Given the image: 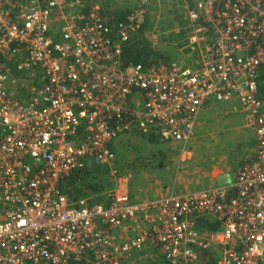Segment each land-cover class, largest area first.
I'll list each match as a JSON object with an SVG mask.
<instances>
[{
  "label": "built area",
  "instance_id": "2783aa9c",
  "mask_svg": "<svg viewBox=\"0 0 264 264\" xmlns=\"http://www.w3.org/2000/svg\"><path fill=\"white\" fill-rule=\"evenodd\" d=\"M176 1L188 62L124 66L152 0L112 24L96 0H0V264H137L149 248L197 264L216 247L218 264H264V0ZM210 101L236 103L255 159L230 185L133 201L112 145L137 131L186 147ZM93 159L108 203L63 190ZM205 215L222 228L196 229Z\"/></svg>",
  "mask_w": 264,
  "mask_h": 264
},
{
  "label": "rangeland",
  "instance_id": "374dc122",
  "mask_svg": "<svg viewBox=\"0 0 264 264\" xmlns=\"http://www.w3.org/2000/svg\"><path fill=\"white\" fill-rule=\"evenodd\" d=\"M139 1L99 0L106 13L130 10ZM151 10L155 24L147 32L148 38L153 41L158 50L167 53L170 58L169 61L178 60L187 63L188 56L182 48L187 34L184 31L185 23L181 22L182 12L185 11L183 4L176 0H152ZM175 35L178 36V39L172 40L171 37L174 38ZM253 131L252 127L247 126L241 113L234 111L232 106L218 103L213 109H208L205 106L199 117L195 134L186 147L178 142H160L158 145H154L138 132L120 136L114 147L117 154L118 169L121 177H133L138 192L136 195L139 196L140 200L148 199L146 196L148 193L153 190L156 192L162 187L170 188L169 190L172 192L185 191L186 183L177 181L181 171L187 170L192 154L202 160L217 159L223 164L228 161V157H232L229 155L234 147L232 143L237 141L240 145L232 158L241 164L243 156L250 149L247 141ZM227 142L230 143L227 144ZM234 163L232 162V165L236 166ZM199 164L193 170L197 173L192 180V185L203 182L201 177H204L201 174L198 176L201 170ZM192 167H195V164H191ZM197 180L199 181L197 182ZM111 188L108 186L104 187L103 190H110Z\"/></svg>",
  "mask_w": 264,
  "mask_h": 264
},
{
  "label": "trees",
  "instance_id": "16d2710c",
  "mask_svg": "<svg viewBox=\"0 0 264 264\" xmlns=\"http://www.w3.org/2000/svg\"><path fill=\"white\" fill-rule=\"evenodd\" d=\"M151 8V6H150ZM131 10V9H130ZM129 9L115 12H104L108 17L109 22L115 23L117 20L125 18ZM104 11V10H103ZM183 17V16H182ZM183 22V19H181ZM155 21L153 16H149L144 28L136 33L132 39L122 48L121 59L124 66L131 64H143L145 66L158 61L170 62L167 53L158 50L151 39L148 38L147 32L153 28ZM178 39V36L171 37ZM259 97L264 101V65L262 66L259 77ZM137 132V131H136ZM144 139L149 143L158 145L161 141L160 137L155 133L142 134ZM231 141V140H230ZM230 142H227V144ZM234 144L231 155L235 154L237 147L240 145L237 141ZM115 147V143L112 145ZM115 150V149H114ZM230 155V154H229ZM118 161V160H117ZM235 171V170H234ZM233 171V172H234ZM238 172L236 171V176ZM63 190L68 193L74 200L88 198L93 204L107 202V194H104V187H113L114 183L110 180L109 170L106 165L100 164L97 160L86 161L85 166L72 172L62 182ZM226 183V182H225ZM196 229L201 232H215L222 228V222L213 216L205 215L195 219ZM152 255V256H151ZM221 257L220 248L216 247L210 251H203L202 259L197 264H218ZM137 264H168L164 255L160 250L156 249L147 257L146 260Z\"/></svg>",
  "mask_w": 264,
  "mask_h": 264
},
{
  "label": "crops",
  "instance_id": "0c3cea01",
  "mask_svg": "<svg viewBox=\"0 0 264 264\" xmlns=\"http://www.w3.org/2000/svg\"><path fill=\"white\" fill-rule=\"evenodd\" d=\"M96 1L100 6H102L100 4L99 0H96ZM216 103L228 104V105L233 107L234 111H238V110H235V108H234L236 105V103H234V102L219 103V102H215V101H210L209 103H207L206 108L208 107V109H213L215 107ZM239 113H241V112H239ZM241 115L244 119V115L242 113H241ZM247 142L249 143L250 149L243 156V160H242L241 164L239 162H237L236 159L232 158L234 156V154H232V157H228V161H232L233 163L236 162V163H234V164H236V166H233L232 162L229 163L228 161H225L223 164H221L219 161H217V159L209 158V161L207 159L202 160L201 158L195 157V156H193L194 154H192L191 155L192 158L190 159L191 161L189 162V166L187 167V170H185L184 172L181 171V173L179 175L180 178H178V181H177L179 183L181 181L183 183H186L185 191H181V192L199 191L202 189H208L214 185L215 186L216 185L217 186H227V185L232 184L235 180L237 169L239 171V168H241L244 164H246L248 162H252L256 157L255 131H253L252 135L248 138ZM250 143H252V144L250 145ZM230 156H231V154H230ZM231 158H232V160H231ZM198 163H200L199 168L201 169L198 176H200V174H201V176L204 177V178L201 177L203 182H200V184H195V185L193 184L192 185L191 184L192 180L195 178V174L197 173V172H194L193 170L197 167ZM191 164H195V167L191 168ZM206 165H207V167H206ZM128 178H130V179H128ZM127 179H128V182H125L121 185V188L123 187L122 190L123 189L127 190L130 193L131 199L133 201H141L139 199V196L136 195V193H138V192L136 191L137 188H136L135 180L133 179L132 176L127 177ZM198 181L199 180H197V182ZM190 186H191V188H190ZM169 189L170 188L165 189L162 187V188H159L156 192H154V190L151 191V193H148L146 196L148 197V199H153L156 197H162V196H165V195L172 193V191ZM181 192H178V191L174 192L173 191V193H181ZM127 228H130V226ZM130 233H131V231L129 229H124L123 231H121V234H122L121 236L123 239H125L129 236ZM154 251H155L154 249L149 248L148 251L146 252V259L150 255V253H153Z\"/></svg>",
  "mask_w": 264,
  "mask_h": 264
}]
</instances>
